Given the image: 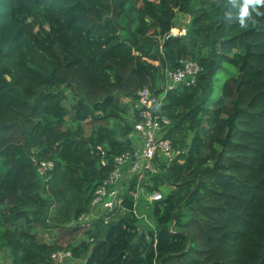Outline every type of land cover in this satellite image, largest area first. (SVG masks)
Returning <instances> with one entry per match:
<instances>
[{
  "label": "trees",
  "instance_id": "16d2710c",
  "mask_svg": "<svg viewBox=\"0 0 264 264\" xmlns=\"http://www.w3.org/2000/svg\"><path fill=\"white\" fill-rule=\"evenodd\" d=\"M243 2L0 0L2 264H54L56 249L80 264H264V6L241 28ZM177 14L184 34L165 36ZM187 58L194 82L164 88V70ZM144 84L180 150L140 183L160 198L134 199L132 177L115 218L72 223L130 149L128 99Z\"/></svg>",
  "mask_w": 264,
  "mask_h": 264
},
{
  "label": "built area",
  "instance_id": "2783aa9c",
  "mask_svg": "<svg viewBox=\"0 0 264 264\" xmlns=\"http://www.w3.org/2000/svg\"><path fill=\"white\" fill-rule=\"evenodd\" d=\"M169 34L181 35L177 26H172L165 36ZM179 62L174 69L164 70V88L194 82L200 69L196 58L182 59ZM127 110L132 125L131 147L113 157V166L95 186L88 209L78 214L72 223H84L87 218L101 219L103 223H108L115 218L120 210H124L121 204L122 194L132 177L135 179L132 190L134 199L140 193L146 199L160 198L159 191L145 192L140 183L147 175L158 173L168 166L180 152L166 136L169 119L159 112L158 104L153 102L152 90L145 84L137 88L134 96L128 99ZM50 166V160H40L37 170L42 173ZM50 257L54 264H67L66 261L72 260L69 250L56 249L50 253Z\"/></svg>",
  "mask_w": 264,
  "mask_h": 264
},
{
  "label": "rangeland",
  "instance_id": "374dc122",
  "mask_svg": "<svg viewBox=\"0 0 264 264\" xmlns=\"http://www.w3.org/2000/svg\"><path fill=\"white\" fill-rule=\"evenodd\" d=\"M188 17L189 16L187 14H177L176 17H175L174 23L178 27V30H179L180 34H184V32L186 30L185 27H186V22L188 20ZM27 20H29V19H27ZM179 24L181 26H179ZM30 27L31 28H35V23H33V22L30 23ZM173 31L175 32V30H173ZM227 69L229 71H235V68L232 67V66H227ZM225 77H226V73H225L224 70L221 69V70L216 71L215 75L213 76V84H212V86H213V92H212V95H216L218 93L220 84H221L222 80ZM260 88H263V85H261ZM250 108H251V112L252 113H255L257 116L259 115L260 111L256 107L255 108L250 107ZM86 127H87V125H86ZM59 176H60L59 175V172H56V181H55V183L57 185L59 184V182L57 180V178ZM68 193L70 194L69 190H68ZM121 212H122V210H120L117 214H120ZM135 213H136V215L138 217V220H139L138 223L139 224L150 225L149 217L147 216V214L145 212H140L142 214H137L138 212L135 211ZM90 220L91 219H88L87 218V219H85L83 221L84 223H79V225L80 226H84V225L86 226L89 223ZM80 226H79V229H78L79 231L77 230L78 231L77 232V236H76V238L73 241H76L78 237L79 238H84V235H82V231H83V228H86L87 226L86 227H80ZM98 227H99V234L101 235L103 233V231H104V229H105L106 226L105 225H101V226H98ZM54 233H55L54 228L53 229H49L48 228L46 231H44V233H37L36 236H37L38 239H42V240H44V239L47 240L48 239V240H50L52 238V236H53ZM66 240H67V237L66 236H64V237L60 236L57 241L63 243ZM2 257H3V255L1 254V251H0V264H2L1 263V261L3 260ZM66 263L67 264H80L81 261L80 260L72 259V260L66 261ZM3 264H8V263H6V262L4 263L3 262Z\"/></svg>",
  "mask_w": 264,
  "mask_h": 264
},
{
  "label": "clouds",
  "instance_id": "9594fccd",
  "mask_svg": "<svg viewBox=\"0 0 264 264\" xmlns=\"http://www.w3.org/2000/svg\"><path fill=\"white\" fill-rule=\"evenodd\" d=\"M231 2V0H229ZM257 5L264 6V0H244L243 5L241 6L239 15H238V22L241 28H247L248 24L245 23V17L249 15L248 8L252 6L253 10L256 11V15L260 16L261 13L259 12ZM253 24L256 23V20L253 19Z\"/></svg>",
  "mask_w": 264,
  "mask_h": 264
}]
</instances>
